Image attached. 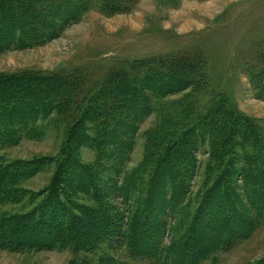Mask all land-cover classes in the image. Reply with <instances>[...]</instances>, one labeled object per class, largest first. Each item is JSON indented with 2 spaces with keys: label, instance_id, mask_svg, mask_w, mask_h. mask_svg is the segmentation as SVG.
Wrapping results in <instances>:
<instances>
[{
  "label": "rangeland",
  "instance_id": "1",
  "mask_svg": "<svg viewBox=\"0 0 264 264\" xmlns=\"http://www.w3.org/2000/svg\"><path fill=\"white\" fill-rule=\"evenodd\" d=\"M57 1H62L56 19L59 30L39 32L40 44L35 46L9 45L0 52L2 75L37 72L57 74L72 82L62 94L67 106L61 114L51 112L31 131L15 127L14 141L0 144V216H23L63 201L72 217L85 218L89 209L97 211L106 203L114 208L111 211L118 216L122 230L128 216L126 205L139 207L143 204L140 196L150 191L139 179L156 174L155 168L142 169L154 130L162 123L172 127V119L180 126L183 117L193 120L199 118L198 113L207 115L213 100L222 95L242 123L233 144L224 150L214 152L207 136L195 142L188 155L178 154L179 160L170 154L168 166L183 172L186 191L173 196L172 202L167 198L172 210L166 207L165 213L156 212L158 220L166 221L156 238L158 252L153 248L151 252L146 240L145 255L137 257L125 245L119 246L121 234L118 245H98L95 256L74 254L68 246H46L21 254L0 249V264H264V0ZM51 2L41 4L53 7ZM70 8L74 9L68 15L66 9ZM180 57L192 61L194 85L156 95L152 91L159 90L158 84L152 79L143 82L146 69L166 73L163 62ZM137 62L145 63L144 73L134 69ZM115 71L120 72L117 77L123 72L143 74L134 82L145 114L133 121L137 128L133 150L119 157L124 147L115 136L126 139L129 133L117 123L113 132L118 133L108 139L109 157L98 153L93 144L77 147L73 143L79 139L74 141L73 135L64 147L75 114L81 112L82 98H90ZM76 87L79 96L71 94ZM192 105L195 111L186 112ZM90 121L87 118L89 130ZM82 132L83 127L78 136ZM69 150H75L74 155L84 164L82 169L71 166L62 171L59 164ZM39 159L47 163L39 165ZM89 174L97 187L81 184ZM3 177H8L6 182ZM97 193L101 204L92 200L98 198ZM153 218L155 222V215Z\"/></svg>",
  "mask_w": 264,
  "mask_h": 264
},
{
  "label": "trees",
  "instance_id": "2",
  "mask_svg": "<svg viewBox=\"0 0 264 264\" xmlns=\"http://www.w3.org/2000/svg\"><path fill=\"white\" fill-rule=\"evenodd\" d=\"M51 1L53 7L41 4L43 0H2L0 3V40L3 41H0V52L9 45L35 46L40 44L39 32L46 31L50 34L59 30L56 19L60 17L62 1ZM66 1L72 3L71 0ZM73 9H66L68 15ZM51 17L54 19L50 20ZM24 20L27 21L24 22ZM144 64V62H137L134 69H142L141 73L147 70L143 82L154 80L155 86L158 84L159 88L157 89L159 90L152 92L158 96H164L173 91H185L194 85L191 77L194 66L188 58L180 57L163 62L162 66L166 67V73L163 70H157L160 72L151 71L149 68L144 70ZM119 73L115 71L109 77H105L106 79L104 78L105 80L100 83L99 89L90 98L86 95L82 98L79 107L81 112L75 114L76 118L70 125V135L65 141L64 147L69 145L71 135H73L74 141L79 139L73 143L74 145L93 144L92 146L98 153L105 158L109 157L108 152L111 151L108 147V139L118 133L115 129L113 132L114 123H117V125L126 127V132L129 133H127L126 139L120 134L115 136L119 140V144L124 147L120 151L119 157L123 158L125 157L123 154H129L130 150H133L134 135L137 132L136 124L133 121H136L142 113L145 114V109L140 104L141 96L138 95V89L134 82H139L137 78L143 74L138 72L134 75L130 73V75L123 72L121 77H117ZM71 84L72 82L62 76H57V74L47 75L37 72L16 75L0 74V144L14 141L12 130L15 127L20 128V131H31L38 120L47 119L51 112L61 114L65 105L67 106L66 100L62 99V94ZM196 89L197 87L193 88L194 93H196ZM73 92L79 96L78 87L71 90L72 95L75 94ZM81 104H83V108H81ZM185 110L186 112L195 111L193 105ZM183 114H185L184 111L182 116ZM206 114L201 117L198 113L199 118L193 120L183 117L180 126H177L176 121L172 119L169 121V125H173L172 127H167L166 123H162L157 130L153 131L149 137V153L146 157L148 160L142 164V169L149 171L155 168L152 171L156 174L139 179L150 186V191H146L144 195L140 196L143 198L140 201L143 204L139 207L126 205L128 216L122 230L120 229L121 222L118 220V216L112 213L114 208L110 204L105 203L106 207L104 205L97 211L93 208L89 209V212L84 213L87 218L74 216L73 218L63 201H54L48 204L45 209L40 208L38 211L23 216L8 214L0 216V249L21 254L43 250L46 246H48L47 249L68 246L74 254L95 256L98 255L94 254L99 248L98 245L106 244L107 248L111 247L112 242L118 245L116 239L122 234L124 237L122 242L119 241V246L125 245L129 251L133 250L137 257L145 255V250L142 248L146 240L152 245L146 244L147 248L151 252H153L152 248L154 252H158L160 241L156 238L161 230L159 227H163L166 221L158 220L156 212L158 210L165 213L166 207L172 210V204H166L167 198L172 202L173 196L179 197L186 191L184 183L186 177L183 175V179H181L183 172L172 170L168 166L170 154L174 153V159L179 160L178 154L188 155V152L194 149V143L198 142L200 138L204 140L207 136L211 138V149L214 152L224 150L233 144V139L241 127L242 121L235 116L236 113L232 109L230 101L223 95L213 100L211 108L207 110ZM130 116L133 117L132 121L128 120ZM87 118L91 120L89 122L92 123L90 130L93 133H89L90 130L86 126ZM82 127L84 128L83 135L78 136L77 132ZM158 150H164V153ZM74 152L75 150L65 151L59 164L62 171L71 166L80 170L84 166L78 160L77 153L74 155ZM36 162L39 165L47 163L42 159L36 160ZM227 177H231V172H228ZM6 179L8 177H3L2 182H6ZM8 182L13 184L12 180ZM81 184L85 187H97L94 176H90V174L88 178L82 180ZM219 184L220 182L215 184L216 188ZM159 187L162 188V192L159 191ZM223 193L227 196L228 192L224 191ZM96 195L98 198L95 196L96 199L92 198V200L97 204L103 203L99 194ZM126 195L129 196V193ZM109 210L110 213H107ZM64 229H67L68 233L66 232L67 234L62 237L61 233ZM101 236H103L102 239H100ZM107 238L110 241L106 243L104 241H107ZM191 241L195 242L194 239ZM103 249L101 253L104 256Z\"/></svg>",
  "mask_w": 264,
  "mask_h": 264
}]
</instances>
